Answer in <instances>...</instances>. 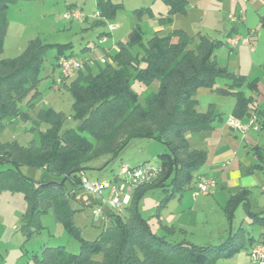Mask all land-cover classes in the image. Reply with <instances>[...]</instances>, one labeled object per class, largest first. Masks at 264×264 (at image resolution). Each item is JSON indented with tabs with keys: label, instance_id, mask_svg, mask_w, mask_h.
Masks as SVG:
<instances>
[{
	"label": "trees",
	"instance_id": "trees-1",
	"mask_svg": "<svg viewBox=\"0 0 264 264\" xmlns=\"http://www.w3.org/2000/svg\"><path fill=\"white\" fill-rule=\"evenodd\" d=\"M14 1L0 0V127L12 119L31 122L39 128V144L31 141L23 145L15 139L0 141V164L5 165L0 168V192L9 189L24 193L27 206L20 230L26 237L40 230L41 216L49 209L57 221L79 237L78 252L66 251L60 244L44 245L39 254H33L34 264H214L217 257L238 251L243 241L235 240H239L241 228L222 243L199 245L184 237H172L175 227L160 222L159 210L192 186L196 170L205 161L206 151L191 147L186 133L210 130L222 118L212 105L205 111L198 110V88L233 95L232 115L242 118L252 109L263 121L260 126H264V108L254 105L253 97L241 89L245 75L219 68L216 61V47L225 44L231 33L214 39L198 32L199 40L191 46L193 36L182 28L166 34L154 32L144 39L140 27L134 26L127 39L117 42V50L105 52L111 62L91 58L92 62L86 61L73 77L62 82L74 95L70 117L76 121L75 126L63 127L67 118L63 111L51 106L37 110L33 107L39 94V72L50 44L33 38L18 55L1 56L8 24L6 9ZM162 1L168 10L158 19L161 24L171 23L174 14L186 11L187 0ZM122 7L120 2L97 0V11L107 20L113 19ZM141 9L135 10L138 16ZM146 10L153 13L149 7ZM104 23L100 19L99 25ZM259 26L264 28V13L259 17ZM67 46L71 44H54V65H58L60 56L73 55L66 53ZM218 77L229 80L225 87L216 84ZM154 80L158 81L157 89L147 90L141 102L133 83L138 81L148 87ZM248 83L255 88L254 81ZM41 124L45 127L40 128ZM136 136L165 142L166 149L157 154L156 175L135 184L123 208L103 210L102 215L110 224L103 225L94 239L80 237L72 220L76 208L70 205L69 198L82 190L81 178L87 177V169L96 168L92 163L95 158L119 156ZM260 148L256 145L253 150L259 160L256 166L264 176ZM142 164L149 163L139 165ZM23 165L43 168L49 175L35 180L21 171ZM117 175L108 179L116 180ZM156 187L163 192L154 214L159 231L152 230L149 219L137 209V199L147 189ZM252 217L253 222L264 226V210L253 212Z\"/></svg>",
	"mask_w": 264,
	"mask_h": 264
},
{
	"label": "rangeland",
	"instance_id": "rangeland-1",
	"mask_svg": "<svg viewBox=\"0 0 264 264\" xmlns=\"http://www.w3.org/2000/svg\"><path fill=\"white\" fill-rule=\"evenodd\" d=\"M119 1V0H113ZM241 1V0H240ZM252 2L263 3V0H251ZM195 6L187 3L185 13L174 14L172 27H180L185 29L189 35H192L193 46L198 42L197 33L208 35L210 38H222L225 31L231 30L233 20L229 18V13L233 10H228V5H237V0H199ZM74 3L80 9L87 21L77 19H66L63 13L66 12L68 4ZM123 8L119 9L112 20H106V26L92 25L94 17L100 18V14L96 11V0H16L10 3L6 9L8 17L7 28L2 41V57H13L20 53L25 48L27 42L33 38H39L43 42L50 44L39 72L41 79L38 82L39 94L34 99L33 107L37 110L40 107H53L56 110L63 111L67 118L64 121L63 127L75 126L76 121L70 116L72 114V102L74 95L65 85L60 88L57 86L56 79L59 76L58 65H54V55L56 49L54 44L70 43L71 47H65L66 53L72 52L73 55L82 56L87 51H82V48L88 43L94 53L100 56L103 52L100 48L102 43L100 37L107 36L108 42L106 46H111L120 40L127 38L132 27L138 25L143 31L144 39L148 38L155 32L154 26L158 24L159 11L166 9V5L162 0H122ZM150 8L153 13H149L146 8ZM141 8H144L143 10ZM141 9L143 12L140 16L135 11ZM232 14V13H231ZM238 28L242 31L243 26L240 20H235ZM109 23H115L117 27L108 34H103L98 39V34L103 29H107ZM235 25L236 23L233 22ZM167 25V24H166ZM224 27V28H223ZM166 30L158 31V34H165ZM240 35V34H238ZM98 39L99 46H94ZM111 44V45H110ZM94 46V47H93ZM235 48H230L222 43L215 49L216 61L220 67H226L228 71L241 73L245 75V82L241 89L246 96L251 95L257 105L262 104L260 108H264V69L259 66H251L248 61V56L239 58L237 61ZM133 52H137V48H133ZM246 54V52H245ZM105 57H107L105 55ZM109 58V57H107ZM110 59V58H109ZM222 79L223 77H218ZM55 79V82L54 80ZM254 81L255 88L252 89L248 82ZM158 87V81L154 80L148 87L140 84L138 81L133 83V88L139 94V100L144 102V94L147 90L155 91ZM199 89V88H198ZM197 94L199 98V107H208L212 105L216 113L220 114L222 120L230 115L232 107L235 103V98L224 96L223 94L205 91ZM195 94V96H196ZM259 97L260 101L259 100ZM216 105V109L215 106ZM219 111V112H218ZM257 123L262 124L263 121L257 118ZM31 122H23L18 119L7 121L0 127V141H10L15 139L20 144H28L33 141L39 144V132L36 126ZM45 124H41L40 128H44ZM249 133L253 134L258 142L261 154L264 156V126L260 129H249ZM239 141L242 136L238 133ZM201 140L196 141L194 147L201 146ZM243 146H241L238 156L242 155ZM166 149L165 142L159 139L146 137H133L121 150L119 156L109 159L106 156L95 158L92 163L96 168L86 170V175L89 178L105 177L111 178L113 174L119 173L120 166H136L147 162L155 165L157 163V154ZM256 150V149H255ZM251 154H253L251 150ZM5 165L0 164V168ZM21 171L26 175L32 176L35 180L41 179L42 176L49 174L43 168L31 167L23 165ZM197 172L199 171L196 170ZM135 185H133L134 187ZM232 191V190H231ZM107 191L104 192V195ZM163 192L159 187L150 188L137 199V209L139 213L149 219L152 230L159 231V221L154 215L157 209V204L162 198ZM133 198V201L135 200ZM199 198V197H197ZM208 205L206 210H201L198 205L190 210L186 205H192L190 190L183 192L182 198L179 200L175 196L167 204L161 207L160 222L171 223L175 222L187 224L186 235H181L194 243L205 241V233L212 232L215 234L220 230L225 222L224 203L213 199L212 195H208ZM252 201L255 204L259 202L264 204V193L259 186L252 188ZM69 203L76 208L72 212V220L78 227L80 237L84 239H94L102 230L103 225H109L110 220H107L100 215L98 219H94L92 208L90 206H80L75 198H69ZM26 200L24 193L18 190L3 189L0 192V264H34L32 253L40 251L44 245H63L64 249L69 252L76 253L79 251V237L72 234L65 225L54 218V213L49 209L41 216L42 227L39 231H34L29 236H25L20 230L22 224V214L26 210ZM80 206V207H79ZM186 206V207H185ZM119 209L123 205L118 206ZM210 209V210H209ZM123 211V209L121 210ZM245 212L241 206L235 210L233 221L235 224H242L240 229L241 234L238 236V241L248 243V231L251 225L248 220H244ZM105 225V226H106ZM234 232V230H233ZM26 238V239H25ZM214 244L220 243L215 240ZM247 246V244H246ZM248 250L246 248L237 251L229 256L217 257L214 264H256L250 260Z\"/></svg>",
	"mask_w": 264,
	"mask_h": 264
},
{
	"label": "crops",
	"instance_id": "crops-1",
	"mask_svg": "<svg viewBox=\"0 0 264 264\" xmlns=\"http://www.w3.org/2000/svg\"><path fill=\"white\" fill-rule=\"evenodd\" d=\"M113 1V0H111ZM199 0H187V3L189 5H197ZM113 2H120L122 3V0L119 1H113ZM75 5L74 3H70ZM68 4V6L70 5ZM123 4V3H122ZM165 4V3H164ZM166 5V4H165ZM76 6V5H75ZM187 7V6H186ZM123 8V7H122ZM232 8V14H239L240 12H243V17L240 19L241 25L243 26L242 31L239 26H237L232 22L234 26H232L231 30L224 29V34L222 38L227 35L228 33L231 34H240L239 36L242 37L240 43L235 48V53L237 56V61L241 62L239 60L242 56H248L249 64L253 67L259 66L262 67V64L264 63V28L259 26V17L264 13V0L263 3H259L257 1L252 2L251 0H237V5L234 3L233 5H228V10H231ZM168 7L166 5V9L163 11H159L160 14L158 16V19L160 17H163L167 13ZM96 11H97V0H96ZM118 11V10H117ZM116 11V13H117ZM98 13V11H97ZM115 13V15H116ZM229 13V14H231ZM99 14V13H98ZM85 21H87V17L85 16ZM100 19L105 20V23L100 26H106V18L100 16V18L97 19V17H94V20L91 22L92 25H99ZM174 19V15H173ZM112 20V19H111ZM116 25L115 23H109L107 26V29H103L98 34L101 36L105 33L108 34L114 29H110L109 25ZM174 22L172 21L169 24H161L158 22V24H155L154 30L155 32L166 30L167 32L171 31L174 28H180V27H172ZM117 27V25H116ZM133 28V27H132ZM224 28V27H223ZM183 29V28H182ZM132 30V29H131ZM185 30V29H184ZM186 31V30H185ZM166 32V33H167ZM187 32V31H186ZM165 33V34H166ZM188 33V32H187ZM189 34V33H188ZM104 37V36H103ZM128 37V36H127ZM101 38V37H100ZM98 39L95 42V46H99ZM127 39V38H126ZM100 40V39H99ZM125 40V39H124ZM108 42V38L106 36L105 41H101L102 45H100V48L102 50V54L100 56L96 55L94 51L91 49V45L88 43L82 48V51H87L86 54L80 56H77L79 58L83 57H91L93 60H97L99 57H105V52H111L114 50H117V43L106 46L105 44ZM248 42H250L248 44ZM23 50V49H22ZM21 50V51H22ZM20 51V52H21ZM246 52V54H245ZM106 59H109L105 57ZM111 62V59H109ZM229 82L226 78H217L216 84L218 86L225 87L227 83ZM210 91L216 92L213 89L206 88V87H200L197 89V93L201 94L202 92ZM224 96H231L235 98L231 94H223ZM196 99L198 101L199 107V98L196 94ZM262 97L264 98V93L262 94ZM262 99V98H261ZM259 97V100H261ZM262 101V100H261ZM235 104V103H233ZM263 103L257 105L256 101L254 100V105H257L258 107H261ZM215 109H216V105ZM208 107H201L198 108L200 111H205ZM233 109V107H232ZM219 112V111H218ZM252 109L249 110V113L244 115L242 118H238L242 120L243 122H247L249 120L250 115L252 114ZM232 115V110L230 112V115L227 116V118L223 119L221 118L220 121L214 122L213 127L210 130L206 131H196V132H188L186 133V138L190 144L191 147H194L196 141L199 142L201 140L199 147L206 151V158L204 163L200 166L199 171L195 173V178L193 181L192 186L189 188L190 190V197L192 200V205H186L189 207L190 210H192L195 205H198V207L201 210H206L207 207H209L207 198L208 195H198L193 196L192 190L196 187V181L199 175H205L207 177L213 178L216 181V185L214 188V191L211 193L213 199L216 201H221L224 203V216H225V222L223 223V226L218 232L213 234L212 232L205 233V241H200L199 245H206V244H214L213 242L215 240H219L220 243L225 241L232 233L233 230L236 232L240 228H242V224L239 222L238 224H235L233 221L235 210L241 206L245 212V216H243L242 221L248 220L251 225V228L249 229L248 234V243L243 242V246L238 250L240 251L243 248H246L248 250V254L250 257V260L252 263H256L253 261L251 255H250V248L253 243L255 242H264V226L260 225L257 222H253L252 214L253 212H259L261 210H264V204H261L259 202H256L255 204L252 201V188L258 187L261 191L264 193V176L260 170L259 167L256 166L257 163H259V160L257 159L256 155L254 154L253 147L258 145V142H256V138L253 134H250L247 130L246 132H243L241 130H238L232 126H229L227 124V119ZM235 117V116H234ZM237 118V117H235ZM13 120V119H12ZM261 126L259 124L258 129H260ZM254 129V128H250ZM238 133L241 134L242 139L239 141ZM25 145V144H23ZM243 146V152L241 156H238V152ZM251 150L253 154H251ZM232 190V191H231ZM183 196V193L178 196V199L180 200ZM175 197V196H174ZM172 197V198H174ZM199 197V198H197ZM75 200L80 204V206H90L92 208L93 205L96 204V200L94 199L93 195L83 191L78 190V192L75 195ZM171 198V199H172ZM170 199V200H171ZM26 200V199H25ZM169 200V201H170ZM27 206V204H26ZM79 206V207H80ZM185 206V207H186ZM105 207L104 209H106ZM210 210V209H209ZM25 212V211H24ZM24 214V213H23ZM22 214V216H23ZM22 219V217H21ZM164 224V223H163ZM168 226L175 227V233L172 235V237H175L179 239L181 235H186L188 229L187 224L184 223H165ZM26 236V235H25ZM183 238V237H181ZM186 238V236L184 237ZM253 238V239H251ZM26 239V238H25ZM187 239V238H186ZM189 242L194 243L193 241L187 239ZM198 244V243H195ZM219 244V243H218ZM247 244V246H246ZM43 248V247H42ZM41 251V250H40ZM40 251H34L33 254H39ZM237 252V251H236ZM235 252V253H236ZM257 264V263H256Z\"/></svg>",
	"mask_w": 264,
	"mask_h": 264
},
{
	"label": "built area",
	"instance_id": "built-area-1",
	"mask_svg": "<svg viewBox=\"0 0 264 264\" xmlns=\"http://www.w3.org/2000/svg\"><path fill=\"white\" fill-rule=\"evenodd\" d=\"M66 19L83 20L84 15L80 9L74 5L68 6L65 13H63ZM243 17V12L239 14H229V18L233 21L240 20ZM110 29L116 28V25H109ZM242 37L237 34H230L225 38V44L230 48L236 47ZM106 36L100 38L101 41H105ZM250 42H248L249 44ZM95 46V45H94ZM93 46V47H94ZM100 62L109 61L105 57H99ZM86 61H90L91 57L79 58L75 55H62L58 58L57 64L59 68V76L56 79L57 86L59 88L62 82L68 78L73 77L76 72L83 68ZM227 124L238 130L246 132L250 128L258 129L259 123H257V116L252 113L247 122L231 116L227 119ZM157 173V170L152 164H142L133 168L126 165L120 166V171L116 180L108 178L91 179L86 176L81 178V189L93 195L96 200V204L92 206V213L94 219H98L105 207L114 208L121 206L129 201L130 193L133 185L141 182H146L152 179ZM216 181L213 178L205 175H199L196 181V187L192 190L193 196L211 194L214 191ZM107 194L104 195V192ZM250 255L254 262L257 264H264V242H255L250 248Z\"/></svg>",
	"mask_w": 264,
	"mask_h": 264
}]
</instances>
